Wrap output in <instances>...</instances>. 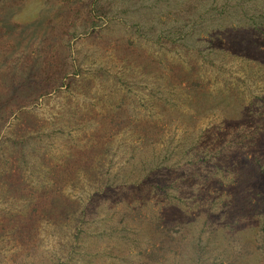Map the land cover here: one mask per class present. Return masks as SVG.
Here are the masks:
<instances>
[{"label":"rangeland","instance_id":"374dc122","mask_svg":"<svg viewBox=\"0 0 264 264\" xmlns=\"http://www.w3.org/2000/svg\"><path fill=\"white\" fill-rule=\"evenodd\" d=\"M263 219L264 0H0V264H264Z\"/></svg>","mask_w":264,"mask_h":264},{"label":"trees","instance_id":"16d2710c","mask_svg":"<svg viewBox=\"0 0 264 264\" xmlns=\"http://www.w3.org/2000/svg\"><path fill=\"white\" fill-rule=\"evenodd\" d=\"M193 1L196 2L197 0H193ZM194 4L192 3V4H190V7H187V9H189L188 12H190V14H193V11H195V9L198 8L196 6V4L195 5ZM219 33H220V31L217 30V34H216V38L215 39L220 40L221 41L220 43L222 45H224V43L225 44L233 43L236 40V38L232 37L231 35L227 36V33H223L222 35H219ZM210 38H211V40H213L212 36ZM213 42H217V41L213 40ZM262 232L264 233V219H263V223H262Z\"/></svg>","mask_w":264,"mask_h":264}]
</instances>
